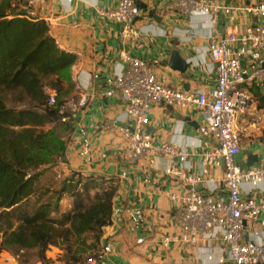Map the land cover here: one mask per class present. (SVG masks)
Masks as SVG:
<instances>
[{"label":"crops","instance_id":"obj_1","mask_svg":"<svg viewBox=\"0 0 264 264\" xmlns=\"http://www.w3.org/2000/svg\"><path fill=\"white\" fill-rule=\"evenodd\" d=\"M207 1L237 10L219 13L211 28L206 29L204 17L182 15L172 6V0H136L141 9L136 23L140 36L125 40L121 25L102 18L98 12L116 9L120 0H48L34 8L33 20L45 21L59 48L77 56L71 70L75 84L72 97L86 100V106L72 116L74 131L66 158L54 171L58 170L59 176L72 172L94 175L114 180L117 185L112 224L104 229L96 255H102L107 245L112 251L103 255L99 264H215L208 256L213 253L218 257L212 248L219 250L221 243L202 250L175 239L181 230L170 196L185 188L180 179L165 175L169 157L156 151L137 161L125 158V139L119 128L134 124L126 120V103L115 86L123 66L121 52H125L150 64L158 80L168 88L189 93L214 90L217 75L208 53L207 34L223 36L258 25L259 19L241 9L260 0ZM18 10L24 11L20 5ZM157 28L164 34L157 35ZM243 67L248 74L255 65L247 61ZM246 88L252 96V106L238 125L240 154L244 163L252 162L253 157L262 163L264 86L256 82ZM143 132L152 137L156 149L173 145L183 155L176 156L175 161L190 166L192 173L201 168L202 152L216 146L205 130L202 114L195 108L154 104ZM211 178L220 182L223 170L214 169ZM201 191L209 193L206 187ZM242 196L258 203L264 201V182L254 190L245 184ZM252 227L254 231L264 229L260 223ZM58 255L56 249L47 254L53 264H62L57 261ZM11 258L10 254H2L0 264H16Z\"/></svg>","mask_w":264,"mask_h":264},{"label":"built area","instance_id":"obj_2","mask_svg":"<svg viewBox=\"0 0 264 264\" xmlns=\"http://www.w3.org/2000/svg\"><path fill=\"white\" fill-rule=\"evenodd\" d=\"M47 1L18 0L28 19H34V8ZM172 6L182 15L190 17H201L198 13L206 10L212 21L219 13L237 10L217 3L210 4L207 0H172ZM241 10L259 19L260 23L241 32L234 31L223 36L209 32L206 36L208 53L217 75V85L211 92L189 93L168 88L158 80L150 64L125 52H121L123 66L115 84L126 103L125 118L134 124L133 127L119 128L125 139V158L137 161L156 151L169 157L165 175L180 179L185 188L182 193L173 192L170 196L181 230L175 239L202 250L221 243L219 250L212 248V252H218V257L213 253L208 256L209 261L215 264H264V229L254 231L252 227L260 223L264 228V201L258 203L242 196L245 184L254 190L264 182V162L247 169H241L236 162L241 153L238 125L252 106L247 84L259 82L264 86V0ZM98 12L102 18L121 25L124 40L139 38L136 23L141 17V9L136 0H120L116 9ZM247 61L255 65L248 74L243 71V63ZM55 104L56 94L48 90L47 105L52 107ZM154 104L195 108L202 114L205 130L216 146L202 152V165L198 172L192 173L190 166L184 167L175 161L176 156L183 155L173 145L156 149L152 137L143 132ZM85 106V99H75L67 101L61 111L75 114ZM214 169L223 170L220 182L211 178ZM202 187H206L209 193L204 194ZM111 251L110 245H107L102 255L89 257L78 264H99L102 256ZM11 260L18 264L16 258Z\"/></svg>","mask_w":264,"mask_h":264},{"label":"trees","instance_id":"obj_3","mask_svg":"<svg viewBox=\"0 0 264 264\" xmlns=\"http://www.w3.org/2000/svg\"><path fill=\"white\" fill-rule=\"evenodd\" d=\"M76 62L45 21L0 0V256L10 254L18 264H53L52 249L62 264L83 262L96 256L91 253L112 224L114 180L72 172L51 193L55 200L36 185L66 158L73 113L61 110L75 90ZM48 90L57 93L52 107ZM65 195L70 210L53 217Z\"/></svg>","mask_w":264,"mask_h":264},{"label":"rangeland","instance_id":"obj_4","mask_svg":"<svg viewBox=\"0 0 264 264\" xmlns=\"http://www.w3.org/2000/svg\"><path fill=\"white\" fill-rule=\"evenodd\" d=\"M13 1H14L15 5H20L18 0H13ZM55 94L57 96L56 92H55ZM72 96H73V93H71L70 99L65 100V103L67 101H75V99ZM59 174H60V172H58V170L54 171V168L46 170V171H44L43 175L40 177L39 181L36 184L37 187L41 188L43 191H48V193H49L48 196L50 198L52 197L53 200H55V197L52 196L51 193L54 190L60 189L62 184L64 183V181L69 177V175L65 176L62 174L59 177ZM71 202H72V199L68 195H65L62 198V200L58 203V208L56 210H54L53 217H59L63 213L68 212L70 210V207H71ZM50 251L53 252V249ZM58 253H59V251H58ZM95 253H96V251L94 253L92 252L91 254L96 255ZM87 256H89V255L86 254L85 257H87Z\"/></svg>","mask_w":264,"mask_h":264},{"label":"water","instance_id":"obj_5","mask_svg":"<svg viewBox=\"0 0 264 264\" xmlns=\"http://www.w3.org/2000/svg\"><path fill=\"white\" fill-rule=\"evenodd\" d=\"M185 65V64H184ZM186 66V65H185ZM252 153L249 152L248 153V156H251ZM250 160H252V162H249V163H244L243 162V154H239L237 157H236V162L239 164L240 168L241 169H245L246 167H255L258 165L259 163V160L258 158L256 157H253L251 158Z\"/></svg>","mask_w":264,"mask_h":264},{"label":"clouds","instance_id":"obj_6","mask_svg":"<svg viewBox=\"0 0 264 264\" xmlns=\"http://www.w3.org/2000/svg\"><path fill=\"white\" fill-rule=\"evenodd\" d=\"M198 15L205 18V23H204L203 27L206 29H210L212 24L214 23V21H212L211 18H209L207 16L206 10L198 13ZM155 31H156L157 35H163L164 34V31L161 28H157Z\"/></svg>","mask_w":264,"mask_h":264}]
</instances>
